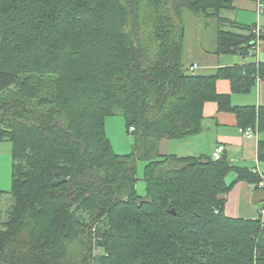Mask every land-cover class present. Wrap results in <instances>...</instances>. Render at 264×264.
Instances as JSON below:
<instances>
[{"label":"trees","instance_id":"16d2710c","mask_svg":"<svg viewBox=\"0 0 264 264\" xmlns=\"http://www.w3.org/2000/svg\"><path fill=\"white\" fill-rule=\"evenodd\" d=\"M233 2L0 0V141L13 155L0 264H264V203L256 218L225 211L237 183L255 201L264 191V139L262 174L224 153L161 149L201 132L209 101L264 131V105L232 101L264 79V62L192 72L184 56L186 11L218 19L217 54H250L264 29L224 16ZM118 109L136 137L127 154L106 133Z\"/></svg>","mask_w":264,"mask_h":264},{"label":"crops","instance_id":"0c3cea01","mask_svg":"<svg viewBox=\"0 0 264 264\" xmlns=\"http://www.w3.org/2000/svg\"><path fill=\"white\" fill-rule=\"evenodd\" d=\"M233 5L232 9H224L222 14L240 23H255L259 26L258 28H264V9L260 8L257 0H234ZM217 47L218 38L217 45L212 46L210 49L205 46L203 41H199L198 50L190 52L192 60L188 61L187 64L198 62L200 71L209 72L218 66L245 64L254 61L264 62V38L258 39L257 43L251 47L248 55H242L240 52H222L217 54ZM217 88L219 92H232L228 79H219ZM232 101L237 105H264V79H259L250 93H232ZM248 128L255 129V127ZM256 132V137H246L242 128L238 125L236 115L233 112L222 111L216 102L209 101L204 106L202 131L183 138L194 139L187 152L177 153L173 151L171 149V139H164L161 149L164 153L172 152L179 155H211V150L215 146L224 144L226 150L223 153L233 163L253 167L258 159V142L260 139H264V131L257 129ZM12 174V145L9 141H0V221L4 218V214L11 203ZM254 196L253 184L246 181L237 183L227 195L225 209L227 215L256 218L264 203V191H260L258 194L259 200L255 201Z\"/></svg>","mask_w":264,"mask_h":264},{"label":"rangeland","instance_id":"374dc122","mask_svg":"<svg viewBox=\"0 0 264 264\" xmlns=\"http://www.w3.org/2000/svg\"><path fill=\"white\" fill-rule=\"evenodd\" d=\"M184 19L186 24V47L184 56L186 60L190 61L192 60V54L190 52L198 50L199 41H203L208 49L217 45L219 21L215 17H205L203 14L196 15L189 11L185 12ZM105 128L114 149L118 153L127 154L133 150L136 137L128 130L126 126V118L121 109H118L115 115L106 117ZM193 140L194 139L190 138H173L171 139V149L177 153H186L188 147L193 144ZM205 146L207 145L205 144ZM144 167L145 162L139 161L137 172L139 179L137 182V190L141 194L146 193V184L143 179ZM233 176V174H228L227 178L231 180L233 179ZM97 252H99V250Z\"/></svg>","mask_w":264,"mask_h":264},{"label":"built area","instance_id":"2783aa9c","mask_svg":"<svg viewBox=\"0 0 264 264\" xmlns=\"http://www.w3.org/2000/svg\"><path fill=\"white\" fill-rule=\"evenodd\" d=\"M260 8L262 9V4L259 2ZM261 28H259L260 30ZM264 29V28H263ZM199 67V64L197 62H195L192 66H190V71H194L195 69H197ZM243 133L245 134V136L247 137H256L257 136V132L256 129L253 128H247L242 129ZM226 150L225 145L224 144H218L217 146L214 147L211 156L214 159H219L223 156V152ZM254 171L258 172V173H262V166L259 162V160H256V164L254 167ZM261 186H264V182L260 183ZM263 211H264V207H263Z\"/></svg>","mask_w":264,"mask_h":264},{"label":"water","instance_id":"95a60500","mask_svg":"<svg viewBox=\"0 0 264 264\" xmlns=\"http://www.w3.org/2000/svg\"><path fill=\"white\" fill-rule=\"evenodd\" d=\"M63 181H65V178L63 177V175L60 172L56 173L53 179V184L58 185L59 183Z\"/></svg>","mask_w":264,"mask_h":264},{"label":"bare ground","instance_id":"6f19581e","mask_svg":"<svg viewBox=\"0 0 264 264\" xmlns=\"http://www.w3.org/2000/svg\"><path fill=\"white\" fill-rule=\"evenodd\" d=\"M256 129V128H255ZM257 130V129H256ZM259 174H262V173H259ZM262 182H264V181H261L260 183H262Z\"/></svg>","mask_w":264,"mask_h":264}]
</instances>
